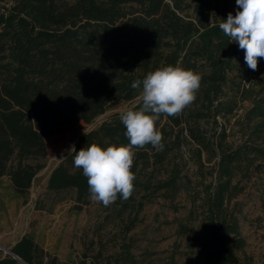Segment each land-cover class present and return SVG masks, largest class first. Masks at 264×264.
I'll use <instances>...</instances> for the list:
<instances>
[{"label":"trees","instance_id":"trees-1","mask_svg":"<svg viewBox=\"0 0 264 264\" xmlns=\"http://www.w3.org/2000/svg\"><path fill=\"white\" fill-rule=\"evenodd\" d=\"M229 12L227 0H10L0 11V177L24 195L44 167L46 136L77 121L89 123L113 104H138L132 82L180 62L202 77L196 99L180 114L157 121L163 148L136 149L134 191L115 202L125 210L137 196H160L176 211L173 201L185 193L189 210L173 220L183 248L175 243L160 264H238L237 252L246 245L236 199L243 191L240 179L264 165V58H258L255 86H229L228 74L244 57L219 29ZM240 97L251 101L247 133L230 146L217 117L231 114ZM125 131L117 113L84 133L75 148L127 144ZM183 144L191 146L199 168L206 155L213 171L208 182L202 170L192 181L171 159ZM74 155L50 172L47 189L73 190L75 201L86 204L87 178L74 167ZM164 164L168 168L160 173ZM121 246L117 264H140L130 242ZM8 252L0 264H41L42 250L31 234Z\"/></svg>","mask_w":264,"mask_h":264},{"label":"rangeland","instance_id":"rangeland-1","mask_svg":"<svg viewBox=\"0 0 264 264\" xmlns=\"http://www.w3.org/2000/svg\"><path fill=\"white\" fill-rule=\"evenodd\" d=\"M233 14L237 10L235 0H227ZM10 0H0V11ZM260 71L251 70L244 57L236 61V67L228 74L229 86H255V76ZM236 87H234L235 90ZM135 99L134 101H136ZM132 102L109 106L89 123L77 121L59 133L44 138L46 157L44 167L24 195L16 194L8 177H0V257L5 256L23 235L31 234L42 250L41 264H117L114 257L121 252L123 241L130 242V251L140 264H160L171 252L175 243L183 248L184 238L175 234V218L186 216L190 207L185 193H180L173 204L160 196L146 201L137 196L125 210L114 202L110 206L89 200L86 204L75 201L73 190L51 191L47 189L50 172L69 154L80 137L101 122L126 109ZM234 111L226 117H217L226 127L225 141L230 146L240 144L246 137V112L251 101L240 97ZM253 123L250 122V126ZM188 144H183L171 159L180 163L182 173L192 181L212 179L211 163L202 153L203 166L199 168L190 156ZM164 168H158L160 173ZM149 167L147 170H150ZM247 177H241L243 191L236 199L241 202L239 225L246 240L242 252H237L238 264H264V165L251 168ZM199 187H197L198 189ZM142 206H138V203ZM178 257V256H177ZM180 261L189 262L184 256ZM188 264V263H186Z\"/></svg>","mask_w":264,"mask_h":264},{"label":"clouds","instance_id":"clouds-1","mask_svg":"<svg viewBox=\"0 0 264 264\" xmlns=\"http://www.w3.org/2000/svg\"><path fill=\"white\" fill-rule=\"evenodd\" d=\"M235 3V15L229 12L218 26L244 51L245 63L256 71L258 58H264V0H235ZM201 79L199 73L184 68L180 62L148 72L142 80L131 84V88L139 91V103L119 113L129 143L107 147L93 143L79 151L72 145L68 149L69 154L75 153L74 167L82 169L87 178L91 200L110 206L118 197L127 200L132 195L136 149L148 144L163 148L157 121L162 115L176 116L191 105Z\"/></svg>","mask_w":264,"mask_h":264},{"label":"water","instance_id":"water-1","mask_svg":"<svg viewBox=\"0 0 264 264\" xmlns=\"http://www.w3.org/2000/svg\"><path fill=\"white\" fill-rule=\"evenodd\" d=\"M25 264V263H24Z\"/></svg>","mask_w":264,"mask_h":264}]
</instances>
